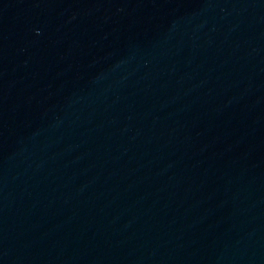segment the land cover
I'll return each mask as SVG.
<instances>
[{
    "label": "water",
    "instance_id": "obj_1",
    "mask_svg": "<svg viewBox=\"0 0 264 264\" xmlns=\"http://www.w3.org/2000/svg\"><path fill=\"white\" fill-rule=\"evenodd\" d=\"M0 264H264V0H0Z\"/></svg>",
    "mask_w": 264,
    "mask_h": 264
}]
</instances>
